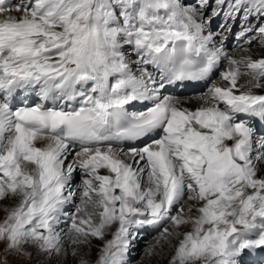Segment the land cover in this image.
Instances as JSON below:
<instances>
[{
  "label": "snow or ice",
  "instance_id": "1",
  "mask_svg": "<svg viewBox=\"0 0 264 264\" xmlns=\"http://www.w3.org/2000/svg\"><path fill=\"white\" fill-rule=\"evenodd\" d=\"M264 264V0H0V264Z\"/></svg>",
  "mask_w": 264,
  "mask_h": 264
},
{
  "label": "bare ground",
  "instance_id": "2",
  "mask_svg": "<svg viewBox=\"0 0 264 264\" xmlns=\"http://www.w3.org/2000/svg\"><path fill=\"white\" fill-rule=\"evenodd\" d=\"M145 233V232H144ZM146 237V235H143V237L142 238H145ZM140 240V239H139ZM138 240V241H139ZM139 243V242H138ZM150 243V242H149ZM152 243H154V237L153 238H151V243L150 244H152ZM138 246V245H137ZM136 245L133 247V250H132V252H131V256H130V259H131V264H158V260H159V258L158 257H156V256H153V257H148L147 255H146V248L144 249L145 251H143V249H140V248H138V250H140L139 251V253H142L143 252V254H141V257H139L138 259H136V260H134L133 259V257H135V254H137V249H136V247H137ZM160 264H163V262L161 261L160 262Z\"/></svg>",
  "mask_w": 264,
  "mask_h": 264
},
{
  "label": "rangeland",
  "instance_id": "3",
  "mask_svg": "<svg viewBox=\"0 0 264 264\" xmlns=\"http://www.w3.org/2000/svg\"><path fill=\"white\" fill-rule=\"evenodd\" d=\"M151 238H153V236L152 237H145V238H141L139 241H137L136 243H135V245L137 246L136 247V249H137V254H135V257H133V259L134 260H136V259H138L139 257H141V254H143V252L142 253H139V251L140 250H138V248H140V249H143V251H145L144 249L146 248V246L147 245H150V243H151ZM139 242V243H138ZM150 242V243H149ZM134 245V246H135Z\"/></svg>",
  "mask_w": 264,
  "mask_h": 264
}]
</instances>
